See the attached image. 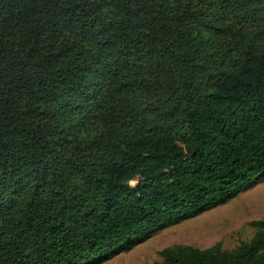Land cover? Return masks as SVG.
Segmentation results:
<instances>
[{
	"label": "trees",
	"instance_id": "1",
	"mask_svg": "<svg viewBox=\"0 0 264 264\" xmlns=\"http://www.w3.org/2000/svg\"><path fill=\"white\" fill-rule=\"evenodd\" d=\"M262 173L264 0H0V264H101ZM253 224L160 255L264 264Z\"/></svg>",
	"mask_w": 264,
	"mask_h": 264
},
{
	"label": "rangeland",
	"instance_id": "2",
	"mask_svg": "<svg viewBox=\"0 0 264 264\" xmlns=\"http://www.w3.org/2000/svg\"><path fill=\"white\" fill-rule=\"evenodd\" d=\"M260 219H264V173L233 198L162 225L140 237L129 251L118 252L101 264H166L161 250L183 245L204 249L218 244L222 250L232 249L252 238L258 230L253 223Z\"/></svg>",
	"mask_w": 264,
	"mask_h": 264
}]
</instances>
